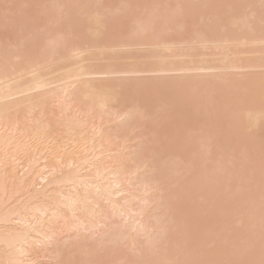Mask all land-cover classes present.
<instances>
[{
    "label": "bare ground",
    "instance_id": "6f19581e",
    "mask_svg": "<svg viewBox=\"0 0 264 264\" xmlns=\"http://www.w3.org/2000/svg\"><path fill=\"white\" fill-rule=\"evenodd\" d=\"M261 188L264 0H0V264H261Z\"/></svg>",
    "mask_w": 264,
    "mask_h": 264
},
{
    "label": "rangeland",
    "instance_id": "374dc122",
    "mask_svg": "<svg viewBox=\"0 0 264 264\" xmlns=\"http://www.w3.org/2000/svg\"><path fill=\"white\" fill-rule=\"evenodd\" d=\"M261 190H262V191H261V194L263 195V194H264V188H261ZM259 191H260V190H259ZM262 192H263V193H262ZM259 194H260V193H259ZM261 194H260V195H261Z\"/></svg>",
    "mask_w": 264,
    "mask_h": 264
},
{
    "label": "snow or ice",
    "instance_id": "6c2138e0",
    "mask_svg": "<svg viewBox=\"0 0 264 264\" xmlns=\"http://www.w3.org/2000/svg\"><path fill=\"white\" fill-rule=\"evenodd\" d=\"M261 264H264V261H261Z\"/></svg>",
    "mask_w": 264,
    "mask_h": 264
}]
</instances>
